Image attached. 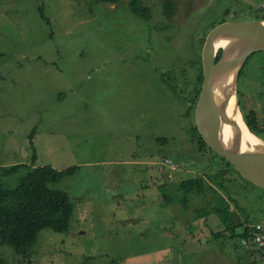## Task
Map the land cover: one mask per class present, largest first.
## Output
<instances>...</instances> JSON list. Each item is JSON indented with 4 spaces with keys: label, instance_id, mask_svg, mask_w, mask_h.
<instances>
[{
    "label": "rangeland",
    "instance_id": "1",
    "mask_svg": "<svg viewBox=\"0 0 264 264\" xmlns=\"http://www.w3.org/2000/svg\"><path fill=\"white\" fill-rule=\"evenodd\" d=\"M131 1L0 0V166H26L0 183L16 188L41 166L78 168L49 184L74 202L69 232L43 229L23 255L0 244V264H264L240 237H214L225 225L211 210L222 196L264 220V189L201 152L187 115L207 36L248 10L237 2L260 0H173V18L166 0H142L150 21ZM239 95L264 142V51L244 66ZM176 173L205 175L217 194L185 197ZM203 207L209 215L197 217Z\"/></svg>",
    "mask_w": 264,
    "mask_h": 264
},
{
    "label": "trees",
    "instance_id": "2",
    "mask_svg": "<svg viewBox=\"0 0 264 264\" xmlns=\"http://www.w3.org/2000/svg\"><path fill=\"white\" fill-rule=\"evenodd\" d=\"M96 1L100 3L119 4L123 0ZM130 6L134 14L139 18L145 21L152 20L153 9L150 6H146L142 0H132ZM165 8L168 18H173L176 14V3L173 0H166ZM221 54L222 52L220 51L216 61L220 59ZM200 72L201 74L197 78L193 91V94L195 93V98L191 101L193 103H197L201 93L204 79L203 67H201ZM190 112H195V106H189V111L187 113L188 116H191ZM244 120H246L251 131L256 134L257 137L261 138L258 129H260L262 125L257 118L256 112L252 110L246 117H244ZM194 128L195 139H197L195 143L199 146V150L201 152H205L206 149L211 151L213 155L226 162L227 166L231 167L237 175L242 177L228 160L209 147L202 138L197 125H195ZM32 159H36V154L33 155ZM23 167L26 166L21 164L8 168L0 166V174L2 176H10L17 173L18 170ZM77 171V167L61 171L51 168L50 166H41L28 172L21 179L16 188L11 189L0 183V244L10 246L15 252L23 255L31 251V249L37 244L39 234L43 229L49 228L57 233L69 232L75 212L74 202L68 193L51 189L49 184L59 182L68 176L74 175ZM174 177L176 179L175 182L179 181L180 183L176 188L184 192L185 197L191 195L205 197L208 192H215L214 188L209 184L208 177L205 175H195L194 177L180 179L179 177H181V174L176 173ZM163 178L165 181L166 177L163 176ZM218 178L222 179L223 176L218 175ZM210 179L218 186L222 188L225 187L224 182L214 181L213 177H210ZM246 181L252 184L250 181ZM160 188L164 192L167 201L170 202V196L168 193L170 187L168 181H165L164 185ZM217 202L219 204H216ZM214 203V208L211 210L219 216L221 222L225 225L223 232L213 234L214 237H220L224 234L228 238H235L238 236L250 246H256L253 244L251 225L263 220L252 222L249 213H246V211L240 213L236 206L232 207L230 202L222 196L216 197ZM209 213L207 207H203L198 210L196 216L204 217L208 216ZM238 228H242L240 234H237ZM260 251L264 259V250L260 249ZM251 264H256V261H252Z\"/></svg>",
    "mask_w": 264,
    "mask_h": 264
},
{
    "label": "water",
    "instance_id": "3",
    "mask_svg": "<svg viewBox=\"0 0 264 264\" xmlns=\"http://www.w3.org/2000/svg\"><path fill=\"white\" fill-rule=\"evenodd\" d=\"M220 51L222 54L216 61ZM262 51H264V20L226 22L214 28L207 36L203 48L204 79L195 105V117L201 136L209 147L228 160L244 179L264 189V149L252 147L244 142L239 133L233 137L235 147H229L224 142L214 96L219 82L230 72H235L234 90L231 88L227 102H231L235 95V111L238 112L239 119L248 125L239 107L238 79L250 57Z\"/></svg>",
    "mask_w": 264,
    "mask_h": 264
},
{
    "label": "bare ground",
    "instance_id": "4",
    "mask_svg": "<svg viewBox=\"0 0 264 264\" xmlns=\"http://www.w3.org/2000/svg\"><path fill=\"white\" fill-rule=\"evenodd\" d=\"M234 75L235 72L233 71L227 74L225 78L219 82L214 91L223 140L229 147H235L233 137L235 134L239 133V136L243 138L244 142H247L252 147L264 149V142L254 136L248 125L244 124L243 121L239 119L238 112L235 111V95L231 102H227V97H230L231 88L234 90Z\"/></svg>",
    "mask_w": 264,
    "mask_h": 264
},
{
    "label": "flooded vegetation",
    "instance_id": "5",
    "mask_svg": "<svg viewBox=\"0 0 264 264\" xmlns=\"http://www.w3.org/2000/svg\"><path fill=\"white\" fill-rule=\"evenodd\" d=\"M238 5H242L244 7H247L248 10L246 11H243V12H240V14L238 15V11H236L232 18H234V22H243V21H253V20H264V0H260L258 4H253L251 1L247 2V1H239L237 2ZM249 4V5H248ZM253 10L255 12H253ZM246 14H250L253 16V18L251 19H244V18H240L241 16L243 15H246ZM230 15V12L228 13V16ZM225 22V21H224ZM244 68V67H243ZM243 70V69H242ZM242 73V71H241ZM241 73H240V76H241ZM239 76V78H240ZM237 92H238V102H239V107H240V110H241V113L243 115V117H246V115H244L243 111H242V108H241V104H240V95H239V79H238V89H237ZM252 110L255 111V108H253ZM256 112V111H255ZM256 115H257V118H258V114L256 112ZM260 118V117H259ZM258 118V119H259ZM260 122V121H259Z\"/></svg>",
    "mask_w": 264,
    "mask_h": 264
},
{
    "label": "built area",
    "instance_id": "6",
    "mask_svg": "<svg viewBox=\"0 0 264 264\" xmlns=\"http://www.w3.org/2000/svg\"><path fill=\"white\" fill-rule=\"evenodd\" d=\"M168 165H173L171 160H167ZM252 228V238L253 244H255L258 248L264 250V220L255 222L251 225Z\"/></svg>",
    "mask_w": 264,
    "mask_h": 264
}]
</instances>
